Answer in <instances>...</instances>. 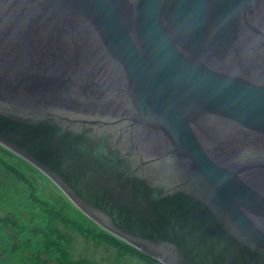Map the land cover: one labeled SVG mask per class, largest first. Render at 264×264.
Returning <instances> with one entry per match:
<instances>
[{
    "label": "water",
    "instance_id": "1",
    "mask_svg": "<svg viewBox=\"0 0 264 264\" xmlns=\"http://www.w3.org/2000/svg\"><path fill=\"white\" fill-rule=\"evenodd\" d=\"M0 145L162 264H264V0H0Z\"/></svg>",
    "mask_w": 264,
    "mask_h": 264
},
{
    "label": "rangeland",
    "instance_id": "2",
    "mask_svg": "<svg viewBox=\"0 0 264 264\" xmlns=\"http://www.w3.org/2000/svg\"><path fill=\"white\" fill-rule=\"evenodd\" d=\"M116 238L0 145V264H162Z\"/></svg>",
    "mask_w": 264,
    "mask_h": 264
},
{
    "label": "flooded vegetation",
    "instance_id": "3",
    "mask_svg": "<svg viewBox=\"0 0 264 264\" xmlns=\"http://www.w3.org/2000/svg\"><path fill=\"white\" fill-rule=\"evenodd\" d=\"M59 214H60V213H59ZM60 217H61L62 219H64V220L67 219V222L69 221L68 218H67L66 216H64V214H62V213L60 214Z\"/></svg>",
    "mask_w": 264,
    "mask_h": 264
},
{
    "label": "trees",
    "instance_id": "4",
    "mask_svg": "<svg viewBox=\"0 0 264 264\" xmlns=\"http://www.w3.org/2000/svg\"><path fill=\"white\" fill-rule=\"evenodd\" d=\"M104 230V229H103ZM104 231H106V230H104ZM107 232V231H106ZM116 239H118V238H116ZM120 240V239H119ZM122 241V240H121ZM126 244V243H125ZM127 245V244H126Z\"/></svg>",
    "mask_w": 264,
    "mask_h": 264
}]
</instances>
